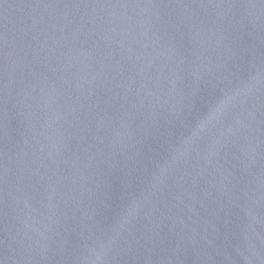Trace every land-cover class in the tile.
<instances>
[{
  "label": "water",
  "instance_id": "obj_1",
  "mask_svg": "<svg viewBox=\"0 0 264 264\" xmlns=\"http://www.w3.org/2000/svg\"><path fill=\"white\" fill-rule=\"evenodd\" d=\"M0 264H264V0H0Z\"/></svg>",
  "mask_w": 264,
  "mask_h": 264
}]
</instances>
